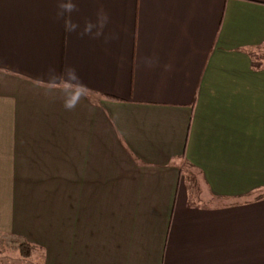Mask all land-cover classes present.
Wrapping results in <instances>:
<instances>
[{"label":"crops","instance_id":"0c3cea01","mask_svg":"<svg viewBox=\"0 0 264 264\" xmlns=\"http://www.w3.org/2000/svg\"><path fill=\"white\" fill-rule=\"evenodd\" d=\"M60 2L0 0V234L40 264H264V0H73L76 31Z\"/></svg>","mask_w":264,"mask_h":264},{"label":"clouds","instance_id":"9594fccd","mask_svg":"<svg viewBox=\"0 0 264 264\" xmlns=\"http://www.w3.org/2000/svg\"><path fill=\"white\" fill-rule=\"evenodd\" d=\"M58 7H59L58 15L65 17L64 19L65 30L76 31L79 26L76 23L72 22L71 19L69 18V14L75 9L76 4L73 2V0H61ZM106 21H107V16L101 15L98 17L96 23L87 22L83 27V33L93 34V30L95 29L94 34L101 35L102 29ZM73 75H75V73H73ZM77 99H79V97ZM65 107L71 109L75 107V103L65 104Z\"/></svg>","mask_w":264,"mask_h":264},{"label":"rangeland","instance_id":"374dc122","mask_svg":"<svg viewBox=\"0 0 264 264\" xmlns=\"http://www.w3.org/2000/svg\"><path fill=\"white\" fill-rule=\"evenodd\" d=\"M8 235L18 236L15 234ZM5 239L6 238H4V240ZM0 247L3 249V252L0 253V264H40L39 259H41V252L36 248L32 251V254L29 258H22L14 248L7 247L4 243L3 246Z\"/></svg>","mask_w":264,"mask_h":264},{"label":"trees","instance_id":"16d2710c","mask_svg":"<svg viewBox=\"0 0 264 264\" xmlns=\"http://www.w3.org/2000/svg\"><path fill=\"white\" fill-rule=\"evenodd\" d=\"M4 238L6 239L4 240ZM3 243L5 246L17 250L22 258H29L32 254V251L35 249L33 244L29 243L25 238L20 236L18 237L8 234H0V246H3ZM1 248L2 247H0V253L3 252V249Z\"/></svg>","mask_w":264,"mask_h":264}]
</instances>
